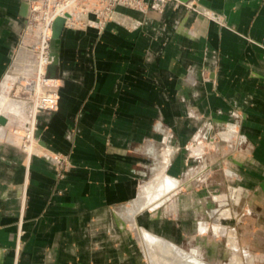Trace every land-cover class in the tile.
Here are the masks:
<instances>
[{"label":"crops","instance_id":"1","mask_svg":"<svg viewBox=\"0 0 264 264\" xmlns=\"http://www.w3.org/2000/svg\"><path fill=\"white\" fill-rule=\"evenodd\" d=\"M187 1L195 8L118 6L117 19L100 32L64 27L51 39L57 108L35 112L29 149L14 135L0 138V264H150L144 234L152 246L171 244L183 256L178 263L188 264L190 244L180 242L190 235V220L138 214L135 237L127 211L118 209L138 200L147 172L178 177L192 140L215 145L201 153L210 158L203 156L200 169L214 174L204 186H228L236 203L242 189H252L247 203L264 207V0ZM26 2L0 0V84ZM21 107V100L10 102ZM219 124L223 143L209 134ZM56 153L70 161L61 178ZM219 196L210 200L221 206Z\"/></svg>","mask_w":264,"mask_h":264},{"label":"rangeland","instance_id":"2","mask_svg":"<svg viewBox=\"0 0 264 264\" xmlns=\"http://www.w3.org/2000/svg\"><path fill=\"white\" fill-rule=\"evenodd\" d=\"M146 1L149 3L154 2V0ZM169 2L175 7L184 5L188 8H195V3L192 1L168 0L163 5L161 11H163L165 5ZM154 10L158 11L156 9ZM20 63V57H15L13 63L8 68L12 74L6 80L7 75H5L4 80L0 84V89L2 87L3 105H7L8 108H10V102L20 103V100L23 102V107H21L20 112L17 108H10L11 111L16 112L14 117L17 120L10 125V129L15 136V144L23 149V139L21 137L26 136L25 132L30 131L31 138L33 139L34 137V123L32 119L37 110L33 107L34 100L32 98V92L28 90L27 85L24 86L26 75L22 72L23 69H21ZM14 64L16 67H13ZM201 75L206 77V71L202 70ZM20 77L23 78V81H20L21 83L18 82ZM23 119L29 122L23 123ZM222 130H224L222 124L212 125L209 129V134L215 135ZM216 139L220 143H223L219 134H217ZM214 148L215 145L210 146L206 141L192 140L187 142V145L183 148L184 155L186 156L184 162L185 170L178 177L170 175L167 171L159 172L158 174L147 172L144 175L142 186L139 188L140 197L138 200L131 201L126 205L127 207H121L118 210L122 212L127 211L125 214V224L133 234L136 232L135 229L140 228L136 222V215L138 214L145 215L153 213L156 218L158 217L157 219H170L177 223L179 219L183 220V216L186 219L183 220L186 224L190 220V235L185 236L183 243L180 242V245L184 244L185 246H189L190 244L191 254L188 256V264H264V207L260 203L254 204L253 207L252 204L247 203L252 189L249 193L246 191L247 189H242L239 196L240 199L236 203L230 197L229 192L231 188L228 186H222V184L216 188L204 186L205 178L213 177L214 174L206 172V169H200L199 165L204 164L202 158L205 155L203 154L201 156V153L205 151L208 155L214 151L212 150ZM52 157L54 159L59 158L62 162L59 163L55 160L57 166L56 175L58 178H61L64 172L70 167L68 155L56 153ZM207 158L210 157L206 156L205 159L208 160ZM222 160L220 163L223 165ZM162 175L169 176V179L168 177L162 179ZM214 177L219 178V174ZM182 180L186 182L181 186H177V183ZM189 183H192L191 187ZM199 195L207 197L205 204L195 201L194 198H197ZM214 195H220V198L225 199L222 201L224 204L218 206L214 201L211 202L210 199ZM186 197L191 198L188 200ZM226 199L228 201L227 203ZM183 209H185V213L182 214L180 212ZM248 209H250L249 213L247 212ZM220 210H222L223 214H219ZM200 221H203V223H200L201 225H199ZM177 223L176 225H178ZM148 225L150 226V224ZM134 236L136 237V234ZM144 237L149 245L146 251L144 249L142 251L143 259L145 261L147 257L151 264L150 260L152 259L149 256L151 255L153 246L148 235L144 234ZM229 237L234 238L236 248L230 243L231 240L228 239ZM157 262L158 264H162L159 260Z\"/></svg>","mask_w":264,"mask_h":264},{"label":"built area","instance_id":"3","mask_svg":"<svg viewBox=\"0 0 264 264\" xmlns=\"http://www.w3.org/2000/svg\"><path fill=\"white\" fill-rule=\"evenodd\" d=\"M168 0H27L28 10L21 30L20 40L12 54L20 57L25 85L32 92L37 111H51L57 107L59 84L47 76L51 60L50 41L54 17L64 18L63 28H85L93 25L100 32L106 24L117 19L118 6L136 10L154 8L161 11ZM19 69V70H21ZM62 163L59 158H55Z\"/></svg>","mask_w":264,"mask_h":264},{"label":"bare ground","instance_id":"4","mask_svg":"<svg viewBox=\"0 0 264 264\" xmlns=\"http://www.w3.org/2000/svg\"><path fill=\"white\" fill-rule=\"evenodd\" d=\"M63 23H64V18L63 17H61V16L54 17V24L60 25V24H63ZM13 67H16V65L14 64ZM9 72L6 74L7 76H6L5 80L8 79L9 75L12 74L11 71H9ZM20 81H23L22 77H20L18 79V82H20ZM55 82L57 83L56 79H55ZM33 107H34V105H33ZM15 113L16 112L11 111V109L8 108L7 105H3V104L0 103V115H3L5 117V119H6V123L3 124V125H0V138H4V137L7 138V136L10 135V134L13 135V133H12L13 131H11V129H8L7 125H8L9 122L11 123L12 119L14 118V114ZM17 130H15V131H17ZM25 135H26L25 137H22L23 145H24L25 148L29 149V147L33 143H35V140H33L31 138V132L30 131L25 132ZM177 186H179V184ZM169 187H170V184H169ZM172 193H173V191H172ZM170 245L171 244L164 243V242H162L160 240H154L153 247H152V250H151V253H150L151 254L150 257L154 261V263H156L158 260H161V261L164 262V264H167V263L169 264V263H171V261H173V263H175V264H179L178 261L181 260L183 258V256H181L179 253L174 251V249ZM152 260H151V262H152ZM168 261H170V262H168Z\"/></svg>","mask_w":264,"mask_h":264},{"label":"water","instance_id":"5","mask_svg":"<svg viewBox=\"0 0 264 264\" xmlns=\"http://www.w3.org/2000/svg\"><path fill=\"white\" fill-rule=\"evenodd\" d=\"M27 10H28V2L25 3L23 15L26 16ZM62 29H63V24H60V25L54 24V27L52 30V38L58 37ZM49 58L51 62L47 67V76L56 78L58 77V55L56 52L51 51ZM5 123H6L5 117L3 115H0V125H3Z\"/></svg>","mask_w":264,"mask_h":264}]
</instances>
